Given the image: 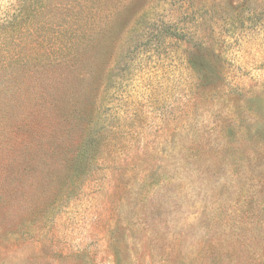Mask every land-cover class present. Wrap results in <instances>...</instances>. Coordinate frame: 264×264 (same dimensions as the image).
<instances>
[{"label": "rangeland", "instance_id": "rangeland-1", "mask_svg": "<svg viewBox=\"0 0 264 264\" xmlns=\"http://www.w3.org/2000/svg\"><path fill=\"white\" fill-rule=\"evenodd\" d=\"M0 264H264V0H0Z\"/></svg>", "mask_w": 264, "mask_h": 264}]
</instances>
